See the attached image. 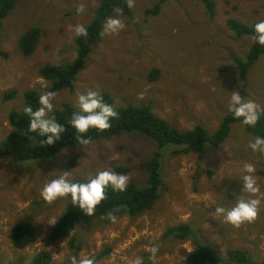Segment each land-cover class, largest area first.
<instances>
[{"label": "rangeland", "instance_id": "rangeland-1", "mask_svg": "<svg viewBox=\"0 0 264 264\" xmlns=\"http://www.w3.org/2000/svg\"><path fill=\"white\" fill-rule=\"evenodd\" d=\"M100 1L18 0L4 19L0 30V142L14 130L9 113L24 109V93L50 91L51 81L40 74V68L75 58L72 29L77 24L85 26ZM128 1L131 16L122 12L112 16L126 27L113 35L103 31L74 88L54 92V108L64 102L75 106L78 91H107L115 98L114 109L128 103L151 104L154 112L179 129L202 124L213 133L229 112L231 91L245 88V99L264 107V55L242 80L233 56L243 57L254 40L237 36L227 24L231 17L246 23L264 20V0H215L214 16L202 0H163L157 10L160 0ZM81 6L84 12L78 13ZM32 26L41 27L42 36L36 50L25 55L19 39ZM153 68L160 69L156 80L149 77ZM10 91L13 97L6 98ZM254 139L241 122H235L219 147L208 145L203 152L167 155L166 188L151 208L136 216L119 215L115 224L108 216L92 217L56 243L47 239L53 226L48 223L58 219L68 199L51 204L42 199L46 175L60 170L70 171L73 180L88 179L109 169L144 186L147 172L141 162L154 151V142L142 134H122L86 146L66 147L53 159L0 157V264H32L44 250L51 253L48 264H72L73 256L93 258L106 248L109 253L95 264H133L136 256H143L149 264L153 245L159 247L158 264H186L194 239L174 240L164 235L169 226L182 222L192 223L222 258L228 257V249L243 248L249 250L252 264H258L264 260V197L256 220L239 228L213 215L216 205L231 207L234 197L242 194L238 180L245 164L255 167L264 193V154L248 147ZM118 167L127 171L118 172ZM22 220L33 223L38 238L17 248L12 229ZM73 236L80 249L70 244Z\"/></svg>", "mask_w": 264, "mask_h": 264}, {"label": "trees", "instance_id": "trees-1", "mask_svg": "<svg viewBox=\"0 0 264 264\" xmlns=\"http://www.w3.org/2000/svg\"><path fill=\"white\" fill-rule=\"evenodd\" d=\"M17 1L0 0V30L4 25V19L15 8ZM162 1L160 0L156 4L155 10L160 7ZM202 1L206 4L209 15L214 16L216 12L215 0ZM117 12L131 16L133 13L131 3L128 0H101L92 19L85 25L88 29V36L86 38L75 37L77 46L75 58L70 62H61L40 68V74L51 81V92L74 88L80 71L85 67L87 60L94 52L95 44L102 38L105 21ZM227 24L237 36L248 35L254 40V25L256 23H246L231 17L227 20ZM41 36V27L32 26L27 29L19 39L21 51L25 55H31L36 50ZM3 54L6 55V53ZM263 55L264 46H260L254 40L243 57L233 56L238 74L242 80L247 79L248 72ZM159 75L160 69L153 68L149 77L156 80ZM239 92L244 98L246 97L245 88H242ZM101 93L105 101L113 106L115 98L107 91ZM41 94L42 92L37 90L26 91L24 93L25 106H31L34 110L39 108L38 98ZM9 97H13L12 91L6 93V98ZM75 110L77 109L72 103L64 102L50 113V116H54L67 129L62 134L61 139L54 145H46L43 137L29 130L30 119L23 110H11L9 120L13 124L14 130L0 142V157L15 161L47 160L53 159L66 147L81 145L76 138L75 130L68 126L71 114ZM115 110L118 117L111 122L112 127L109 130L100 132L91 129L89 131L87 135L91 137L92 142L122 134L138 133L150 138L155 144V149L149 157L141 162L142 169L147 172V183L144 186H139L135 182H128L125 192H116L109 188L106 192L107 199L97 206L94 217L108 216L110 212H114L117 216L125 214L136 216L145 212L157 202L166 188L163 171L167 155L179 156L188 154L191 151L203 152L208 145L219 147L229 137L233 123L240 122L234 119L230 112H227L215 132L210 133L202 124H198L191 129H179L168 119L154 112L151 104L136 105L128 103ZM244 126L246 131L255 137H264V116L261 117L255 127ZM167 147L170 148L168 151ZM116 169L121 173L127 171V168L124 167ZM207 172L211 175L210 170H207ZM74 180L85 182L87 179L77 178ZM67 199L66 209L58 217L56 224L52 226L47 236L48 241L51 243L62 240L79 223L89 221L92 218L82 213L78 206L71 202L70 197ZM164 235L167 238L172 237L174 240L194 239L195 247L187 254L186 264L253 263L249 250L243 248L228 249V257L222 258L211 245L202 240L201 234L189 222L169 226ZM37 238L38 232L30 220L19 221L12 229V242L17 248H25L35 243ZM70 244L77 249L81 248L76 244V237L74 236L71 238ZM109 251L106 248L98 253L93 257L95 262ZM50 260V251L44 250L33 258L32 264H48ZM258 264H264V260Z\"/></svg>", "mask_w": 264, "mask_h": 264}, {"label": "clouds", "instance_id": "clouds-1", "mask_svg": "<svg viewBox=\"0 0 264 264\" xmlns=\"http://www.w3.org/2000/svg\"><path fill=\"white\" fill-rule=\"evenodd\" d=\"M77 12L83 13L84 7L78 8ZM125 27L124 22L118 17H109L103 25V30L104 34L113 35L118 34ZM72 30L78 38L88 36V29L83 24L75 25ZM254 31V40L260 46H264V20L254 25ZM43 87L46 88L47 85ZM231 93L228 111L243 125L255 127L264 116V107L253 100H246L238 90H233ZM55 96L54 92L45 91L38 98L39 108L34 110L31 106H25L23 109L30 119L29 130L43 137L46 145H54L67 130L64 124L49 115L55 107L53 103ZM75 107L77 110L72 112L68 126L75 130L79 144L85 146L92 142L91 137L87 135L91 129L107 131L112 127L111 122L118 117L117 111L105 101L100 90L78 91ZM248 147L253 152L264 154V137H255L254 141L249 142ZM255 171L252 164H245L241 170V178L238 180L242 185V194L234 197L235 202L231 207L216 205L213 215L222 217L223 223L239 228L245 223H252L258 217L264 193L257 183ZM128 182L127 175L117 174L109 169L97 171L85 182L73 180L70 171L54 170L46 175L40 195L49 204L70 197L71 202L78 206L82 213L94 217L97 206L107 199V190L111 188L112 191L125 192ZM108 218L114 224L118 222V216L114 212L108 213ZM55 224V220L48 223V225ZM158 253L159 247L151 246L149 264H158ZM71 261L72 264H95L94 258L84 255L73 256ZM133 264H145L144 257L136 256Z\"/></svg>", "mask_w": 264, "mask_h": 264}]
</instances>
